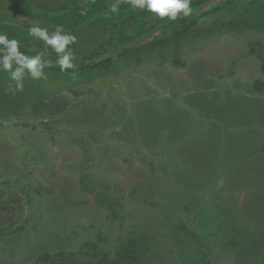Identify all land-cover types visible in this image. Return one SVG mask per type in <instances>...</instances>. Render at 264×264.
I'll use <instances>...</instances> for the list:
<instances>
[{
	"label": "rangeland",
	"instance_id": "obj_1",
	"mask_svg": "<svg viewBox=\"0 0 264 264\" xmlns=\"http://www.w3.org/2000/svg\"><path fill=\"white\" fill-rule=\"evenodd\" d=\"M10 1L58 11L70 0H0V29L55 63L28 35L53 26L4 11ZM263 8L236 1L161 54L113 53L105 12L65 31L76 65L109 57L107 68H45L15 94L0 73V264L112 258L139 234L149 264H264Z\"/></svg>",
	"mask_w": 264,
	"mask_h": 264
},
{
	"label": "trees",
	"instance_id": "obj_2",
	"mask_svg": "<svg viewBox=\"0 0 264 264\" xmlns=\"http://www.w3.org/2000/svg\"><path fill=\"white\" fill-rule=\"evenodd\" d=\"M210 0H196L191 2L192 13L190 16L176 21H169L167 17L164 19H154V22L148 24L149 20L154 18V14L147 11H133L128 4L121 3L119 14L111 15L112 33L108 39V45L112 52H116L119 47H125L123 54L153 51L161 54L171 44H179L182 39L191 37L194 34L198 21L208 15L215 14L223 9H229L236 1L240 0H223L209 11L197 16L204 5ZM256 1V0H254ZM113 0H70L64 9L58 11H47L28 1H10L7 2L4 11L11 14L28 18L32 21L43 23L49 26L63 25L64 30L74 31L92 19L108 11L109 5ZM81 10H85L86 14L81 15ZM259 19H264V8L257 14ZM129 29L136 31L135 36L128 33ZM6 33L9 38H22L23 32L17 28L2 26L0 29ZM156 31H162L163 35L155 37L153 40L146 42ZM144 39L137 44L132 45L135 39ZM23 39V38H22ZM25 41H28L25 38ZM144 47V49H143ZM101 49L104 46L100 47ZM137 49V50H136ZM121 55V54H120ZM98 56V55H97ZM94 58L83 57V61L75 70L107 68L111 58L106 57L104 60L95 61ZM175 65H182L178 60V52L176 50V59L173 61ZM51 70L60 71L58 66L46 67ZM68 70V71H75ZM264 73V63L262 65ZM255 91L259 94L264 93V86L255 82ZM148 253V243L145 234H139L134 238L128 239L119 245L112 258L107 255H101L96 261H90L83 264H149L146 262ZM73 254H65L63 252L56 255L45 254L39 256L33 264H78Z\"/></svg>",
	"mask_w": 264,
	"mask_h": 264
},
{
	"label": "clouds",
	"instance_id": "obj_3",
	"mask_svg": "<svg viewBox=\"0 0 264 264\" xmlns=\"http://www.w3.org/2000/svg\"><path fill=\"white\" fill-rule=\"evenodd\" d=\"M191 2L192 0H113L105 15L119 14L121 3H126L133 11H147L154 14L156 19L162 20L167 17L169 21H176L191 15ZM85 14L86 11L81 10V15ZM28 35L34 40L43 42L45 50H51L56 54L55 64L62 73L78 67L73 62L74 54L70 48L77 43V37L66 32L63 25L53 26L51 32L48 27L32 26L28 29ZM20 49L21 42L18 39L9 38L6 33H0V73L8 74L10 83L7 90L13 94L23 92L26 78L48 79L44 72V69L49 66L45 59V52L27 55ZM72 75L75 78L74 72Z\"/></svg>",
	"mask_w": 264,
	"mask_h": 264
},
{
	"label": "water",
	"instance_id": "obj_4",
	"mask_svg": "<svg viewBox=\"0 0 264 264\" xmlns=\"http://www.w3.org/2000/svg\"><path fill=\"white\" fill-rule=\"evenodd\" d=\"M221 1L223 0H210L208 1L204 7L199 11L197 12V16L209 11L212 7H215L217 4H219ZM163 35V32L162 31H156L152 34V36L148 39H146V42H149L151 40H153L155 37H158V36H162ZM48 67H53V66H56L55 63H48Z\"/></svg>",
	"mask_w": 264,
	"mask_h": 264
}]
</instances>
